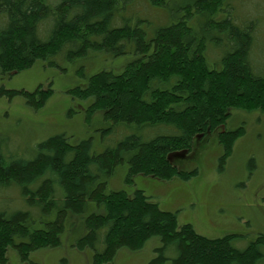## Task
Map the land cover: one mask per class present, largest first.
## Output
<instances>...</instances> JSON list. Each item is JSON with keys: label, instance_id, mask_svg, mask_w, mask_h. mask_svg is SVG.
Returning <instances> with one entry per match:
<instances>
[{"label": "trees", "instance_id": "trees-1", "mask_svg": "<svg viewBox=\"0 0 264 264\" xmlns=\"http://www.w3.org/2000/svg\"><path fill=\"white\" fill-rule=\"evenodd\" d=\"M232 1L194 0L172 12L166 0H0L2 75L38 61L56 67L93 54L119 58L90 75L77 68L69 89L71 98L86 102L85 121L96 115L100 140L115 137L114 146L98 152L93 137L75 143L61 133L37 144L32 160L15 161L0 141V203L15 192L25 203L0 208V264L10 249L26 260L58 247L74 227V246L91 250L92 264L140 251L153 238L162 246L151 264H163L166 254L174 255L172 264H262L264 235L239 249L237 235L204 237L143 191L109 185L122 164L127 181L137 175L188 181L196 171L178 165L191 161L193 148L209 136H217L220 163L231 156L244 133L231 127L233 110L264 113V18L239 14ZM143 6L167 11L169 21L151 30L153 17L131 13ZM49 93L0 89L23 96L33 109Z\"/></svg>", "mask_w": 264, "mask_h": 264}, {"label": "rangeland", "instance_id": "rangeland-1", "mask_svg": "<svg viewBox=\"0 0 264 264\" xmlns=\"http://www.w3.org/2000/svg\"><path fill=\"white\" fill-rule=\"evenodd\" d=\"M166 1L169 11L174 12L194 0ZM232 5H237L235 10H240L241 15L253 14L259 19L264 18V0H235ZM147 8L137 7L131 13L139 18L153 17L151 30L169 21L167 11L166 14H158L154 9ZM259 54L264 60V46ZM106 57L100 60L99 55L93 54L74 65L62 61L56 67L38 61L15 75H2L0 72V89L28 93L40 89L50 92L38 109H33L21 95H0V141L6 145L9 159L30 161L35 157L37 144L61 133L71 137L75 143L93 137L98 152L109 145L114 146L115 137L110 141L100 140L98 129L101 126L96 115L85 121L86 102L69 95V89L76 85L71 76L75 77L77 68L83 67L85 74L90 75L94 67H99L98 70L102 68L100 66L117 65L119 58ZM230 124L231 127L242 126L244 129L243 135L234 143L231 156L220 163L223 152L217 136H209L208 141H202L193 148L191 161L178 165L179 169L188 171L194 168L193 164L196 165L193 169L196 174L188 181L163 182L140 175L127 181V165L122 164L111 178L110 187L128 194L141 190L160 209L175 212L179 224H189L197 233L211 239L227 234L237 235L235 246L245 249L259 235H264V113L233 110ZM15 195L19 199L16 192ZM15 195L10 196L12 200H2L0 208L8 207L3 209L15 211L13 209L23 207L25 203L17 201L13 197ZM68 230L70 234L68 232L61 236L58 247L33 252L26 260L21 259L14 250H8L7 264H92V251H79L74 246L79 237L76 227ZM161 246L160 240L153 238L140 251L117 252L107 264H151ZM260 253L264 264V246ZM166 257L168 259L163 264H172L174 255L166 254Z\"/></svg>", "mask_w": 264, "mask_h": 264}, {"label": "flooded vegetation", "instance_id": "flooded-vegetation-1", "mask_svg": "<svg viewBox=\"0 0 264 264\" xmlns=\"http://www.w3.org/2000/svg\"><path fill=\"white\" fill-rule=\"evenodd\" d=\"M193 167H194L193 169H195V168H196V165H195V164H193ZM193 169H192V170H193ZM224 236H225V235H224ZM222 237H223V236H222ZM219 238H220V237H219Z\"/></svg>", "mask_w": 264, "mask_h": 264}]
</instances>
